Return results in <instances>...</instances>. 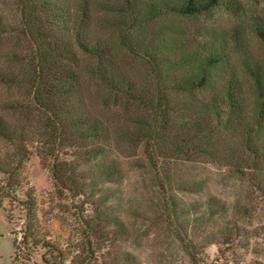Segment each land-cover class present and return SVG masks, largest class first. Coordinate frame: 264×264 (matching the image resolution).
Returning <instances> with one entry per match:
<instances>
[{
	"label": "rangeland",
	"instance_id": "1",
	"mask_svg": "<svg viewBox=\"0 0 264 264\" xmlns=\"http://www.w3.org/2000/svg\"><path fill=\"white\" fill-rule=\"evenodd\" d=\"M100 1L114 5L119 26L111 33L106 27L111 16L100 14L92 20L89 30H99L115 46L124 35L127 46L133 48L129 54L119 50L118 57L126 65V73L137 82L148 84L152 77L146 64L152 57L141 49L151 50L153 59L163 68L174 65L175 71L163 73L167 84L196 72L198 62L210 54L217 52L222 63L208 68L211 76L205 86L185 94L168 91L172 105L186 111L170 114L176 126L158 152L157 173L146 166L138 144L119 141L117 158L122 176L107 186L113 194L109 209L117 219L110 241L100 244L99 262L190 264L176 238L175 226H185L188 235L197 237L203 246L199 264H264V156L251 153L248 146H262L264 126L257 133H245V124L254 121L256 108L252 73L264 75V44L255 33L256 27L264 26V0H220L215 6L190 14L178 13L164 0ZM13 2L0 0V13L4 21L15 24ZM25 48L27 42L19 35L0 37V58L14 50L24 53ZM231 78L242 84L247 107L244 106L245 113L233 115L232 121L237 124L229 126L224 116H217L225 109L205 111L202 104L220 99L223 86ZM18 94L0 89V102ZM200 113L203 124L214 130L204 152L177 154L174 145L179 138V122ZM55 174L61 189L34 153L15 173L0 171V264H45L41 247L31 260L15 257L13 239L25 223L22 201L33 206L35 237L59 247L63 264H71L83 253V226L73 208L80 205L82 197L72 187L66 170L56 168ZM161 182L164 189L158 187ZM167 203L172 210L170 219L165 214ZM218 206H222V212L211 214ZM234 221L249 231L258 228L260 236L253 238L250 246L245 238L233 245L208 241L213 227ZM256 248L260 252L256 253Z\"/></svg>",
	"mask_w": 264,
	"mask_h": 264
},
{
	"label": "trees",
	"instance_id": "2",
	"mask_svg": "<svg viewBox=\"0 0 264 264\" xmlns=\"http://www.w3.org/2000/svg\"><path fill=\"white\" fill-rule=\"evenodd\" d=\"M164 1L178 13L190 14L215 6L220 0ZM13 3L16 22L4 21L0 13V37L19 35L28 48L24 53L14 50L0 58V89L19 93L0 102V141L4 144L0 149V171L15 173L34 153L48 169L55 186L61 189L55 169L66 170L72 187L82 197L80 205L73 208L83 226V253L74 257L71 264H102L100 244L110 241L117 219L109 209L113 194L107 186L122 176L117 158L119 141L138 144L146 166L157 173L158 152L176 126L170 114L186 111L172 105L168 91L185 94L205 86L211 76L209 70L221 64L222 58L217 52L203 57L196 72L167 84L163 73L175 71L174 65L163 68L153 59L151 50L141 49L152 57L146 61L152 77L143 85L126 73V65L118 57L119 50L129 54L133 48L127 46L124 35L115 46L99 30L93 33L89 30L96 16L106 14L111 16L106 27L111 33L117 31L116 8L109 1L14 0ZM255 33L264 44V26L256 27ZM252 77L256 108L254 121L245 124L246 135L257 133L264 126V75L256 71ZM242 89L238 79L231 78L223 86L220 99L203 103L202 109H225L217 116H224L229 126L237 124L232 121L233 115L243 114L244 106L247 107ZM203 118L200 113L179 122V138L174 145L177 154L204 152L214 130L203 124ZM248 146L251 153L264 156V143ZM163 185L161 182L158 187L164 189ZM22 203L25 223L19 236L16 234L13 239L15 257L31 260L41 247L45 264H63L59 247L35 237L33 206L29 201ZM222 210L218 206L210 213L215 215ZM165 211L167 218H172L169 203ZM175 227L176 238L189 263L199 264L203 246L198 238L189 236L185 226ZM257 229L249 231L236 221L224 222L213 227L208 241L233 245L245 238L250 246L251 240L260 236ZM255 252L260 251L256 248Z\"/></svg>",
	"mask_w": 264,
	"mask_h": 264
}]
</instances>
